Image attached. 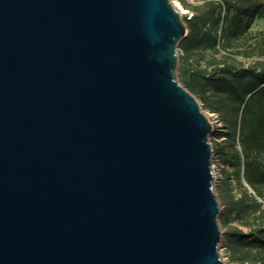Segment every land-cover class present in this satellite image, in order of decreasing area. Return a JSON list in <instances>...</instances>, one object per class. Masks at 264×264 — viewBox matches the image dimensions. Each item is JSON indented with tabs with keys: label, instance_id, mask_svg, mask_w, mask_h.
Returning <instances> with one entry per match:
<instances>
[{
	"label": "water",
	"instance_id": "1",
	"mask_svg": "<svg viewBox=\"0 0 264 264\" xmlns=\"http://www.w3.org/2000/svg\"><path fill=\"white\" fill-rule=\"evenodd\" d=\"M186 34L171 0H0V264H224Z\"/></svg>",
	"mask_w": 264,
	"mask_h": 264
},
{
	"label": "trees",
	"instance_id": "2",
	"mask_svg": "<svg viewBox=\"0 0 264 264\" xmlns=\"http://www.w3.org/2000/svg\"><path fill=\"white\" fill-rule=\"evenodd\" d=\"M257 16H264L262 0H208L206 10L187 18L189 34L180 42L186 57L215 49L218 44L230 51L213 54L208 66H180L179 78L239 137L238 142L231 141V149L222 157L236 167L242 192L239 197L228 192L224 200L227 213H242L253 222L249 232H232L237 243L246 241L243 249L231 241L233 264H264V62L246 65L230 56L254 55L255 48H243L239 39ZM260 45L264 55V38Z\"/></svg>",
	"mask_w": 264,
	"mask_h": 264
},
{
	"label": "rangeland",
	"instance_id": "3",
	"mask_svg": "<svg viewBox=\"0 0 264 264\" xmlns=\"http://www.w3.org/2000/svg\"><path fill=\"white\" fill-rule=\"evenodd\" d=\"M174 5L180 9L182 19L187 25V18H190L196 12L206 10L208 7V0H171ZM264 2V0H262ZM225 14V12L223 13ZM189 32L184 38L188 36ZM243 36V35H242ZM240 36V42L242 47L253 46L255 48L254 55L251 57H246L243 53H236L232 56L237 62L241 64H253L255 62H264V55L261 53V41L264 38V16H257L254 18L250 24L249 30L244 37ZM183 38V39H184ZM182 41V40H181ZM180 41V42H181ZM230 53L229 49L218 44L215 49H208L203 53H191L186 57L183 48L178 46V68L177 76L179 78L180 66L184 64H200L201 66H208L209 62L213 60V54H227ZM180 80V78H179ZM202 111L207 115L212 123V132L210 134V142L213 149L212 164L215 174L214 189L218 197L220 212L218 215V223L222 233L219 252L224 264H233L232 261V250L231 241L237 249H243L245 242H236L232 232L235 229H241L243 232H249L251 230L250 225L252 224V219H247L244 214L239 212L227 213V206L225 204V194L228 192L239 197L242 192V186L240 185L236 167L225 163L223 161L222 154L229 152L231 149V141L235 139L238 142V135H233V132L227 125L222 121L221 116L218 112H213L204 104L203 100L193 94ZM264 204V199H262ZM233 237V238H232ZM248 239V238H247Z\"/></svg>",
	"mask_w": 264,
	"mask_h": 264
},
{
	"label": "bare ground",
	"instance_id": "4",
	"mask_svg": "<svg viewBox=\"0 0 264 264\" xmlns=\"http://www.w3.org/2000/svg\"><path fill=\"white\" fill-rule=\"evenodd\" d=\"M180 10V9H179ZM180 12H182L181 10H180Z\"/></svg>",
	"mask_w": 264,
	"mask_h": 264
}]
</instances>
